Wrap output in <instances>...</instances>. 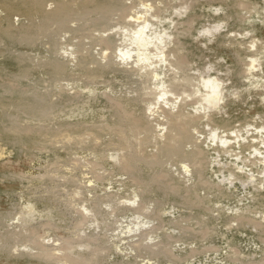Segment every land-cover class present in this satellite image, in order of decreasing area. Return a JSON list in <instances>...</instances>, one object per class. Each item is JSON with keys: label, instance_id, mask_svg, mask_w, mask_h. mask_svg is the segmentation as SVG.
Masks as SVG:
<instances>
[{"label": "rangeland", "instance_id": "1", "mask_svg": "<svg viewBox=\"0 0 264 264\" xmlns=\"http://www.w3.org/2000/svg\"><path fill=\"white\" fill-rule=\"evenodd\" d=\"M67 1L57 16L0 6V264H64L41 254L53 248L97 264H264V0H145L181 83L195 97L202 73L221 75L217 108L233 116L184 120L172 140L150 114L152 80L115 53L142 0Z\"/></svg>", "mask_w": 264, "mask_h": 264}, {"label": "bare ground", "instance_id": "2", "mask_svg": "<svg viewBox=\"0 0 264 264\" xmlns=\"http://www.w3.org/2000/svg\"><path fill=\"white\" fill-rule=\"evenodd\" d=\"M0 2H1L0 3V6L2 8H4V9H6L8 12H11V11H14L16 9H19L18 6H26L28 4L26 2V0H16V1L12 0L10 2H9V0H0ZM30 3L33 5V7H34L33 10L34 11H37L38 12L39 10H41V11L45 12L46 14H52L54 16H57L62 11H66L67 9L70 8L69 7L70 2L67 1V0L57 1L56 8L55 9H52V10L51 9L50 10H47L46 9L43 0H31ZM97 3L100 4V2H97ZM141 3L144 5L143 9H141L142 6L140 5L141 6V7H139L141 9L140 12L137 11L134 14H132L131 16L134 17L136 15H140V16L144 17V18H142L143 19V22H140V23H137V24L135 23V25L132 27L131 30H129L128 28H125V29L128 30V32L127 33H124V35H125V37L127 35L128 36V39L127 40L124 39L123 44H121V45L124 46V48L121 51H118V50L115 51V53H116V56H120L121 57V61H123L125 63H128V64H138L139 65L138 70H139V73H141L140 75L141 76H146V77L150 78V80H152V82L154 84V87H153V89L150 90V92L152 93V103L154 104V106L150 108V110H151L150 114L155 113L153 116H154V120H156L157 122H160L159 120L161 119V118L160 119H156V118H158V116L159 117L160 116H163L164 118H167L166 121H164V120H163L164 122L162 121L163 123L160 122L161 123L160 125L156 122L157 123V126L158 127L160 126V131L166 129V130L162 131V133L159 134V136L160 137L165 136L166 138H169L171 140L174 139L175 137L178 138L180 135H182L178 131V130H180V126L182 124V121L187 120V122L189 123V121L192 118H195L197 116L198 117H200V116L201 117L206 116L208 119L213 120L214 119L213 118L214 117L213 110L217 114L218 113L221 114V112H222V114L220 115V118L224 122L230 121L232 119V117H233L230 109L229 108H227V109H223L222 108V110H219V108L224 103V101H226L225 99L227 97V92H226V87H225L226 82H225V79L221 75H219V74L216 73V75H212L211 74L212 76H210L208 74L205 75V74L202 73L201 74V77L199 79V83L202 84V86L204 88V91L201 94L199 93L197 96L194 97V92L189 91V89L191 87H193L194 83L193 82L189 83L190 88L189 87L188 88L186 87L188 85L181 83L184 80V76H180V74H178V70L177 69L180 67V61H178L179 59H178V57H176L175 52L173 50H171V49L168 50V49H166L164 47V49H163V57L162 58H158L155 55H152V56H149L147 54H145L144 56L138 55L137 54L138 50H137L136 45H132L131 47H129V44H130V41H131V36H132L133 31L135 29H137L143 23L148 22L150 20L149 18H147L149 16L146 17L145 15H147V13L150 11V9H152L155 6V4H148V3H146L145 0H142ZM132 6H134V5H132ZM48 25H49V23H48ZM174 25H175V23H174ZM42 27H43V25L40 28H42ZM60 29H62V28L60 27ZM123 29L124 28L122 27V32L125 31ZM66 34H68V33H66ZM149 34H152V32H150ZM102 40H104V39H102ZM255 41L253 43L256 46L257 43H255ZM105 44L107 46L109 45V44H107V41L106 40H105ZM247 46H249V45L247 44ZM155 52H156V49L154 47H151V46L148 47L147 53H155ZM129 53H131V59L128 58V54ZM101 55L104 56V57H106L107 53L105 52V53H103ZM179 58H183V56H181ZM144 59H147V60L148 59H151L152 61H154L156 63L155 64L153 62V64H154L155 67L152 66V68H151L150 66L148 67V64L141 63V61L144 60ZM248 64L255 69V67H258L259 64H261V63H260L258 57L256 55H253L252 54L250 56V60L248 61ZM57 65L58 66H61L62 64L59 63ZM150 65H152V63H150ZM164 68H166V69L168 68V70L165 71ZM133 69H135V68H133ZM249 70H250V68L248 69L247 72H249ZM173 94H177L178 96H181L179 98L176 95L180 100L175 95H173ZM183 94H184V96H182ZM174 96L176 98H173ZM189 96H191V97L188 98ZM176 99H178V101ZM191 99H192V101H196L197 104H203L205 106V103H208L211 106H208V109L205 112H203V113L194 114L192 112H185V106L188 104V102H190ZM122 107H123V105H122ZM210 107L213 108V109H211ZM217 107H219V108H217ZM153 122H155V121H153ZM150 123H151V121H150ZM170 124H171V126H170ZM213 124H214V122H213ZM161 125H163V126L161 127ZM148 128H151L150 125H148L147 131L149 130ZM261 128L264 129V124L263 123L261 124ZM209 129H210L211 135L213 137H216L217 136V134H216L217 132L216 131H218V130H216V128H214V127L213 128H209ZM235 129H233L231 131V133ZM152 130L153 129H151L150 131H152ZM236 132H235V136H236V138H238L240 135H239V133L236 134ZM87 133L90 134L91 132H87ZM62 136H64V134H62ZM224 136H222V137H224ZM98 137L99 136L95 135V138L96 139H98ZM219 137H221V136H219ZM68 138H70L69 140H71L73 138L75 139L76 137H72V136L69 137V133H68ZM65 139H67V137ZM263 140L264 139H262V141ZM139 142H138V147H139V145L141 143V142L140 143ZM125 143L123 145H125ZM95 144H96V142H95ZM194 146H199V145H194ZM257 148H260V147L257 146ZM199 150L200 151H198V153L200 154L201 151H202V149L200 148ZM121 156L124 158L125 157V154H122ZM195 165H197V164H195ZM131 167L132 166L129 165V164L126 165V166H124V168H126V169H130ZM184 169H185L186 173L192 172V169H190L187 165H184ZM181 175H183V172H182ZM81 192H82V190L76 189L75 190V193L73 194V197H75V195L77 197H80L79 194H81ZM137 196H139V194L138 195L136 194L133 197V201H136V200H138L140 198V197L137 198ZM140 202L142 204H144L143 201H140ZM148 203H149V201H148ZM138 204H139V202H138ZM85 209L87 210L88 207H86ZM134 224L139 225L140 222L135 221ZM32 239H33L34 242L40 244V241L37 239V236L36 235H34V237ZM136 245H139V244H136ZM81 246H83L84 249H86L87 248V243H82ZM41 254H43L44 256H46V258H52V260H55L57 262H62L64 264H66V263L67 264H97V262H98L97 261V258H96V255L95 256H92L93 258H90V259H87L85 257H83L82 259H78L76 256H74L72 254V252H69V251H67V252H58V251L54 250V248L51 249V250L42 251Z\"/></svg>", "mask_w": 264, "mask_h": 264}, {"label": "clouds", "instance_id": "3", "mask_svg": "<svg viewBox=\"0 0 264 264\" xmlns=\"http://www.w3.org/2000/svg\"><path fill=\"white\" fill-rule=\"evenodd\" d=\"M142 7H144V5H141ZM143 17L140 15H136L134 17L130 16V19L132 20H136V21H140ZM150 26L148 25L147 22L143 23L142 25H140L137 29H135L132 33L131 36V41L129 44V47H131L132 45H136L137 47V54L144 56L145 54L152 56L155 55L158 58H162L163 57V49L165 47L164 45V41L162 39L163 37V33H158V34H149L148 30H149ZM128 30L125 29V33H127ZM125 39H128V36L126 35ZM154 47L156 49L155 53H147V49L148 47ZM128 58L131 59V53L128 54Z\"/></svg>", "mask_w": 264, "mask_h": 264}, {"label": "snow or ice", "instance_id": "4", "mask_svg": "<svg viewBox=\"0 0 264 264\" xmlns=\"http://www.w3.org/2000/svg\"><path fill=\"white\" fill-rule=\"evenodd\" d=\"M130 19V17H128ZM132 20V19H130ZM262 132H264V129H261ZM233 135H235V133H233ZM261 187H264V184L261 185Z\"/></svg>", "mask_w": 264, "mask_h": 264}]
</instances>
